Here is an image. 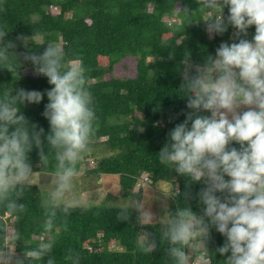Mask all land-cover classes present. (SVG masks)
Returning <instances> with one entry per match:
<instances>
[{
    "label": "trees",
    "instance_id": "16d2710c",
    "mask_svg": "<svg viewBox=\"0 0 264 264\" xmlns=\"http://www.w3.org/2000/svg\"><path fill=\"white\" fill-rule=\"evenodd\" d=\"M208 11L202 0H0V29L6 32L3 42L13 45L8 51L14 65H0V94H14L17 88L42 93L50 89L53 85L47 77L32 73L35 68L23 54L41 53L48 41L61 46L68 65L83 62L96 112L90 150L79 162L78 172L86 156L95 157L96 147L102 145L107 155L95 159L86 173L116 175L124 196L132 195L143 173L142 181L151 187L169 182L168 216L180 207L202 215L204 205L196 193L205 185L161 164L157 153L168 141V132L190 111L187 98L179 92L185 58L195 72L207 56L215 55L221 42L239 38H232L236 30L231 26L210 36L204 21ZM222 14L227 15V6ZM247 31L250 40L254 26ZM41 39L44 42L37 44ZM130 56L136 58L135 76L115 77V64ZM47 102L43 95L38 104L19 105L29 123L44 129L40 148L34 146L27 156L32 173L56 171L54 152L44 139L49 131L42 114ZM232 146L239 147L235 142ZM41 151L48 155L47 165ZM11 199L21 207L9 215L6 204L0 203V253L9 244L20 257L7 264H174L164 236L165 222L141 224L134 208L106 206L104 200L69 208L67 213L60 208L53 211L45 206L38 185L31 183ZM145 235L156 243L150 252L139 247ZM224 241L211 227L205 245L193 250L190 264L197 255L203 256V264H226L227 254L215 251ZM46 245L50 248L42 255H32Z\"/></svg>",
    "mask_w": 264,
    "mask_h": 264
},
{
    "label": "clouds",
    "instance_id": "9594fccd",
    "mask_svg": "<svg viewBox=\"0 0 264 264\" xmlns=\"http://www.w3.org/2000/svg\"><path fill=\"white\" fill-rule=\"evenodd\" d=\"M225 6L227 15L222 14ZM202 8L209 10L204 17L209 33L221 34L231 26L239 38L221 42L195 72L187 57L184 60L179 92L190 111L168 132L157 159L205 185L196 193L204 207L202 215L178 208L167 217L164 236L174 264H190L186 246L197 237L205 245L211 227L225 237L215 251L227 254L226 264H264V0H202ZM249 26H254L250 40ZM5 35L0 29V65L13 68L8 51L13 45L3 42ZM23 57L53 86L44 93L17 88L14 94H0V203L6 204L9 215L21 207L11 197L18 196L31 178L27 156L42 144L44 129L29 123L19 105L38 104L46 95L42 114L49 131L44 139L55 155L56 180L45 206L67 213L80 206L73 195V179L95 132L86 68L82 61L68 65L64 49L49 41L41 53L26 51ZM40 155L47 165L48 155L43 151ZM151 218L150 212L144 213L145 223ZM46 227H52L51 220ZM139 247L150 252L156 243L145 235ZM48 248L32 255L38 257ZM0 264H7V258H0Z\"/></svg>",
    "mask_w": 264,
    "mask_h": 264
},
{
    "label": "rangeland",
    "instance_id": "374dc122",
    "mask_svg": "<svg viewBox=\"0 0 264 264\" xmlns=\"http://www.w3.org/2000/svg\"><path fill=\"white\" fill-rule=\"evenodd\" d=\"M56 10L55 8L53 9ZM207 15V13H206ZM173 19H167L172 21ZM205 23H208L204 19ZM236 32L232 34V38L236 37ZM213 33H210L212 36ZM40 39V38H39ZM73 62L70 63V65ZM32 73H37L36 70H32ZM136 74V58L126 57L121 59L115 64L113 69V75L119 78L133 77ZM102 138L101 140H103ZM107 150L104 146L99 145L95 150V157L87 155L85 158V164L77 172L73 179V195L79 199L80 206L101 204L108 194L111 197L104 201V205L121 208H134L138 210L140 216V223L147 224L144 222L143 215L145 212L151 213V222L164 223L168 217V201L172 192V186L169 182L161 181L155 187L149 186L148 183L142 181L145 174L143 173L137 183L132 189V195L124 196L121 193V189L116 175H99L94 177L93 174L86 173V170H90L94 167V161L97 158L107 155ZM78 175V176H77ZM56 180L55 173H32L27 184L38 185L41 194L46 199L47 194L55 187L54 181ZM85 180V181H84ZM90 186H84V182ZM9 231H13L9 228ZM143 237H140L142 239ZM202 245L199 243V238H195L187 246V251L192 256L193 250L201 248ZM113 248H118L113 245ZM20 255L15 253L12 245H7L6 250L0 253V258H7V261L14 258H19ZM194 264H203L205 261L200 258L199 255L193 258Z\"/></svg>",
    "mask_w": 264,
    "mask_h": 264
}]
</instances>
